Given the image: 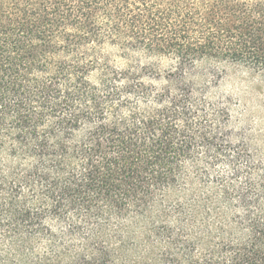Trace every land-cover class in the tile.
<instances>
[{"label": "trees", "instance_id": "16d2710c", "mask_svg": "<svg viewBox=\"0 0 264 264\" xmlns=\"http://www.w3.org/2000/svg\"><path fill=\"white\" fill-rule=\"evenodd\" d=\"M224 65L264 0H0V264H264Z\"/></svg>", "mask_w": 264, "mask_h": 264}, {"label": "rangeland", "instance_id": "374dc122", "mask_svg": "<svg viewBox=\"0 0 264 264\" xmlns=\"http://www.w3.org/2000/svg\"><path fill=\"white\" fill-rule=\"evenodd\" d=\"M218 85L211 91L230 103L231 127L264 160V80L247 69L224 65Z\"/></svg>", "mask_w": 264, "mask_h": 264}]
</instances>
